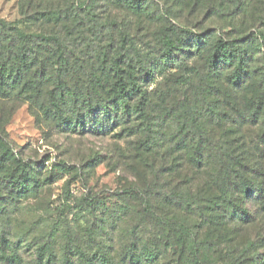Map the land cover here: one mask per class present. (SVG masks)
<instances>
[{
	"label": "trees",
	"instance_id": "1",
	"mask_svg": "<svg viewBox=\"0 0 264 264\" xmlns=\"http://www.w3.org/2000/svg\"><path fill=\"white\" fill-rule=\"evenodd\" d=\"M48 1L45 7L22 8V20L0 19L1 103L26 102L36 115L64 133L135 136L140 158L154 177L161 172L166 177L164 184L172 185L164 190L168 191L165 195L181 210L197 216L191 226L197 227V235L176 217L168 219L176 227L179 242L191 247L195 259L201 243L197 239L228 242L239 222L249 225L255 221L246 202L264 214V129L256 137L248 136V126L261 120L264 101V66L258 81H249L253 76L251 53L256 50L264 59V30L243 26L231 35L170 21V16L177 17L176 7L231 21L241 17V25L251 20L260 23L264 0ZM99 3L128 9L141 19H158L161 23L147 41L149 50L140 48L116 20L103 18L97 10ZM33 20H43L42 27H33ZM204 52L211 74L198 85L192 102L184 98L170 105L172 78L176 77L172 71L163 90L146 88L163 67L174 68L179 61L176 54L182 67L183 61ZM226 72L227 86L219 78ZM237 92L243 95L242 104L236 102ZM2 111L0 241L8 233L18 201L36 195L57 177L43 176L39 162L13 152L4 136ZM205 117L209 124L203 121ZM122 193L150 203L142 187ZM6 249L0 248V259L20 261ZM34 252L35 264H48L55 256L46 245L37 246ZM157 254L146 247L145 258L152 261ZM95 258L106 262L104 255V260ZM197 263L212 264L208 259ZM60 264H73L67 250Z\"/></svg>",
	"mask_w": 264,
	"mask_h": 264
},
{
	"label": "rangeland",
	"instance_id": "2",
	"mask_svg": "<svg viewBox=\"0 0 264 264\" xmlns=\"http://www.w3.org/2000/svg\"><path fill=\"white\" fill-rule=\"evenodd\" d=\"M57 2L60 1L55 4ZM39 4L45 7L50 1L0 0V19L22 20V8ZM175 9L177 17L170 16V21L180 26L209 27L217 33L223 30L231 35H236V29L243 26L250 31L264 30V19L257 24L251 20L241 25V17L231 21ZM97 10L103 18L109 16L126 28L140 48L149 50L146 45L158 27V19H141L128 9L102 3ZM33 22V27L38 28L44 21ZM176 55L179 61L174 63V68L163 67L161 74L157 72L153 80L146 83L151 92L158 88L163 90L168 73H176L172 78L175 79L174 94L168 97L170 105L184 98L192 102L198 85L211 74L206 52L186 59L182 67L179 65L182 60ZM249 65L253 72L249 81L255 84L264 66L262 53L254 50ZM227 74L219 77L227 81L225 86L229 85ZM242 98L243 95L236 96L237 104L243 103ZM261 109L260 122L257 119L248 126L250 137H256L264 129V101ZM0 111L4 114V136L13 152L25 160L39 162L43 176H57L39 188L36 195L18 201V210L11 214V225L4 241H0V248L7 247L5 251L16 254L20 261L0 259V264H35L34 250L40 245L48 246L55 254L48 264H60L65 250L73 264H86L88 259L90 264H201L197 262L206 259L212 264H264V214L249 202L244 206L255 214V221L249 225L239 222L228 242L210 240L211 234L209 242L196 238L201 243L195 259L191 247L179 242L176 227L168 219L185 222L197 235V227H191L197 216L181 210L165 195L168 191L164 190L172 185L164 184L166 177L161 172L154 177V171L140 158L135 136L64 133L36 115L26 102H0ZM203 121L209 124L206 117ZM141 187L150 195L149 204L144 199L134 198V194L122 193ZM146 247L158 252L154 260L145 258ZM102 255L106 262L95 258L100 256L104 260ZM85 256L89 258L85 260Z\"/></svg>",
	"mask_w": 264,
	"mask_h": 264
}]
</instances>
